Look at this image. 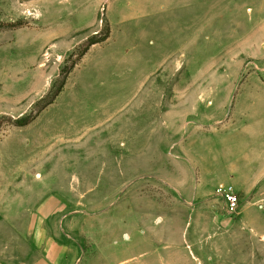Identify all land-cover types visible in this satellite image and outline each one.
Segmentation results:
<instances>
[{
  "label": "rangeland",
  "instance_id": "rangeland-1",
  "mask_svg": "<svg viewBox=\"0 0 264 264\" xmlns=\"http://www.w3.org/2000/svg\"><path fill=\"white\" fill-rule=\"evenodd\" d=\"M38 1L0 0V187L4 178L12 180L11 192L3 197L0 190V201L43 192L41 198L59 205L45 223L30 225L28 240L19 239L22 225L0 215V248L39 247L34 231L43 226L70 248L107 245L111 257L198 264L191 255L199 247L193 243L198 223L182 221L200 209L198 199L191 201L198 181L215 191L232 169L245 167L247 155L263 161L264 0H102L94 23L82 28L76 25L98 0L81 3V9L74 0H63L59 8L53 0L42 6ZM110 20L115 39L140 46L151 64H160L143 89L132 94L134 68L114 102L131 101L115 121L100 125L92 123L95 100L85 92L71 107L58 96L47 105L59 89L61 94L70 88L93 36L108 29L112 34ZM137 23L158 27L120 35L124 25L134 29ZM94 57L86 63L101 60ZM25 119L33 120L20 125ZM198 130L204 139L193 149L208 155L199 177L182 155L184 138ZM213 199L209 213L229 216L222 201ZM251 209L250 216L260 217ZM107 211L119 216L115 222L89 218ZM168 216L181 219L173 230L158 225ZM223 242L217 249L215 239L208 242L214 264H250L230 239Z\"/></svg>",
  "mask_w": 264,
  "mask_h": 264
},
{
  "label": "crops",
  "instance_id": "crops-1",
  "mask_svg": "<svg viewBox=\"0 0 264 264\" xmlns=\"http://www.w3.org/2000/svg\"><path fill=\"white\" fill-rule=\"evenodd\" d=\"M86 1H89L88 4H90L94 3L93 1L96 0H74V3L76 7L78 6V8L81 9V6L83 5L81 3H86ZM105 1L110 4V0ZM46 2V0H43V2L39 0L37 3H39V6H42V4L46 5ZM53 2L57 8L64 5L63 0H53ZM102 3V0L96 1L91 9V13H84L79 24L76 26L82 28L92 25L96 20L95 18L98 8ZM109 9L110 6L107 14L109 13ZM41 16H43V14ZM61 16L64 17L65 15L61 14ZM111 20L112 34H110V37L107 40L93 44L90 47L72 73L70 88L68 84V88L58 95V99L63 98L67 107L73 106L72 102H82L80 97H82L81 94L84 92L89 97L94 98L95 104L89 110L93 112L95 117L93 118L92 123L98 125L115 121L114 118L116 115L122 112L131 101V99H128V101L124 100V103H118L116 105L114 102L115 97L121 92L120 89L122 90L125 88L126 78L129 73L133 72L134 68L138 73L136 76V91L132 93L133 95L137 94L139 89H143L151 75L160 65L155 66V64H151V61L147 60L149 57L145 56L141 51L140 46L130 47L128 44L122 45L123 43L120 42V40L115 39L114 23H112ZM151 26H153L152 23H150V25L137 23L134 26V29L132 27L128 29L124 25L120 35L127 33V31L129 32L130 30L132 32L135 31V33H140V35H144ZM153 27L157 28L158 25L155 24ZM94 53V58L98 59L96 58L97 53L101 60L94 65L87 64L86 59ZM109 58H112L111 65H113V67L111 71L108 67L109 63L106 64ZM92 63H94V61H92ZM139 65H142V67H139ZM106 67L108 68L106 69ZM84 80H86L85 83ZM226 127L227 126L224 128ZM203 134L204 131L198 130L194 134L186 136L182 145L183 159L188 161L194 167L195 171L198 172V177L201 176V172L199 173L200 164H204L208 155L205 152L202 153L200 151H195V148L193 149L192 145L203 140ZM210 151H212V149L208 151L209 154H211ZM244 160L246 161L245 167H235L231 170L232 175L228 177L229 180H221L217 185V187L220 185H230L234 188L240 200V210L237 215L230 217L223 216L222 214L209 213L216 207V199L213 198L219 199L216 195L217 187L215 188V191H208L204 189L203 185H199L200 182L198 181L195 189L197 190L198 193L196 194L198 195L195 194L193 196V194H191L192 203L196 202L198 199L197 203H201V206L197 214H190L182 221H186L187 225L194 220L198 223V227L194 229L193 243L199 247L198 251L191 252L192 257L198 264H214L216 257H213L206 252L208 242L211 239H215L216 243H214V245L216 246V249L221 243L224 244L223 240L230 239V246L232 248H237L243 255H246V257L251 259H246L247 262H250V264H264V156L263 161L257 162L255 157L249 155H247ZM259 160L262 159L259 158ZM213 161H217L216 155L213 157ZM212 166H214L213 162ZM32 178L35 180L34 176ZM4 182V185L2 184L4 188L2 189V187H0V190L2 189L3 197L6 192H11V189L9 190V184H11L12 180L10 181L9 178L5 180L4 178ZM24 185L25 182H23V186ZM42 193L43 192L38 194L37 192H34V195H39L35 197L30 194L22 193L21 199H3L0 201V215L7 218L8 222L22 225L21 228H18L21 233L19 236V239L21 240H28L30 238L31 224L38 223L42 225L46 222L48 217L57 212L59 202L55 198L47 197V195H44V197L41 198ZM16 201L20 204L16 203ZM251 207L258 210L260 217L255 218L250 216V211L253 210ZM223 210L225 211L224 205ZM106 214H108V211L97 217L90 216L89 218L93 223L100 220L107 224L115 222L117 217H119H110V215L108 216ZM120 216H123V214ZM163 218L164 217L160 219L158 225L165 222L167 225L166 227H169L171 230L174 229L177 222L181 221L177 216H168L166 220ZM126 220L127 219L124 217V222ZM166 227L163 229L165 230ZM123 235L126 239H129V235L126 231ZM34 239L40 242V246L35 249L0 248V264H98L99 261H106L107 264L146 263L145 260L140 261L132 258L108 256L109 254L106 253L108 250L107 245H104L103 248L100 247L99 250L94 249V246V248H90L87 251L83 250L81 247L70 248L62 244L54 236L47 234L43 226H40L37 231H34ZM225 244L228 245L227 242H225ZM170 246L171 245H166L165 248L169 249ZM190 246L191 243L189 242L188 247ZM209 249L212 250L211 247H209ZM155 251L157 256L162 259L164 256L162 251H157L153 248L151 253H154ZM80 252L83 253V256H81ZM87 253H89L88 256H85ZM150 264H153V262Z\"/></svg>",
  "mask_w": 264,
  "mask_h": 264
},
{
  "label": "built area",
  "instance_id": "built-area-1",
  "mask_svg": "<svg viewBox=\"0 0 264 264\" xmlns=\"http://www.w3.org/2000/svg\"><path fill=\"white\" fill-rule=\"evenodd\" d=\"M216 195L222 201L229 216H235L240 210V200L234 188L230 185H220L216 188Z\"/></svg>",
  "mask_w": 264,
  "mask_h": 264
},
{
  "label": "trees",
  "instance_id": "trees-1",
  "mask_svg": "<svg viewBox=\"0 0 264 264\" xmlns=\"http://www.w3.org/2000/svg\"><path fill=\"white\" fill-rule=\"evenodd\" d=\"M8 26H10V27H14L15 25H14V24H10V25H8ZM96 35H97V34H96ZM96 35L93 36V39L90 40V42H89V44H88V47H87L86 51H87V50L89 49V47L92 46L93 44H96V43H99V42H103V41H105V40L109 37V35H110V31H109V29H108L107 32H106V34H104L102 37H98V36H96ZM86 51H84V54H85ZM60 91H61V89H59V90L56 92L55 96L52 98V100H50V101L48 102L47 105L51 104V103L56 99V97L59 95ZM32 120H33V119H25L24 122L19 123V124H20V125H27V124H29Z\"/></svg>",
  "mask_w": 264,
  "mask_h": 264
}]
</instances>
